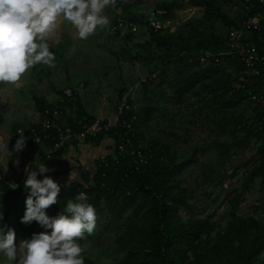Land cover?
<instances>
[{
  "label": "trees",
  "instance_id": "1",
  "mask_svg": "<svg viewBox=\"0 0 264 264\" xmlns=\"http://www.w3.org/2000/svg\"><path fill=\"white\" fill-rule=\"evenodd\" d=\"M128 1L133 2L115 0L108 4L111 9H120L122 16L112 20L105 31L110 39L125 35L120 47L124 54L129 33L139 27L149 30L148 40L134 45L139 50V58L147 63L148 74L157 73L156 77H147L142 83V96L138 100L145 104L141 114L144 119L158 113L163 104L170 102L168 100L181 102L188 97L197 102L199 110L207 115L212 113L213 118L208 125L212 127L210 133L216 134L217 138L224 134L230 136V141H211L221 156H227L232 149L244 150L253 140V143H257L255 155L243 166L248 167L256 156L259 158L249 166L239 190L229 199V218L225 228L220 230L209 217L201 218L191 213L187 190L182 186L178 173L183 166L192 162L193 156L190 160L178 162L177 153L170 145L147 138L141 131L143 122H140L134 108L136 100L126 99L124 103L127 108L122 110L114 129H102L94 137L86 136L83 142L71 137L54 149L59 141L58 135L64 134L66 127L70 128L71 133H78L83 126L95 122V117L84 110L82 95L68 101L63 90L58 91L59 99L53 103L34 96V107L39 118L24 128L23 134L26 137L25 147L31 145L32 149L36 148L38 164L50 162L68 143L89 141L98 144L110 139L113 144L112 154L98 161L92 178L84 177L82 182L69 186L59 184L61 192L57 196V203L51 205L52 215L63 211L67 200H74L76 194L82 191L87 194L96 215L103 214L109 205L107 226L114 236V250L121 255L116 264H264V203L260 207L261 221L237 215L234 211L253 182L259 183V190L264 195V65L256 63L246 68L241 57L229 54L237 42L254 46L264 58V1L235 0L245 6L240 26L231 23L222 11L221 3L231 0L191 1L193 6L203 9L205 19L218 20L226 25V34L215 32L212 27L211 32L200 30L190 23L180 28L179 20L172 11L179 7L176 1L155 7L164 9L166 18L178 21L176 31H154L143 25L144 14H141V20H137L135 14L138 12H132L138 3L129 4ZM253 17H258L257 29H242L244 22ZM117 19L135 21L137 28L123 34L119 31L109 32L108 28ZM124 93V88L118 91L119 101ZM242 103L247 106L240 110L238 107ZM46 109H56L60 113L58 128L48 130L49 137L34 144L31 129L39 124L40 116ZM122 122L133 129L129 133L131 149L142 156V159H137V165L133 164L136 153L133 156L131 150L120 153L114 148V133L117 130L123 132L119 126ZM16 126L10 131L12 145L17 138L16 129L23 127L20 124ZM40 144L50 153L38 148ZM58 174L48 176L54 180ZM2 177L4 173L0 169V200L7 206L0 224L7 220L11 211L17 213L20 219L27 194L24 181L19 188L13 189ZM42 178L41 174L37 175V179ZM83 257L84 264H97L91 257Z\"/></svg>",
  "mask_w": 264,
  "mask_h": 264
},
{
  "label": "rangeland",
  "instance_id": "2",
  "mask_svg": "<svg viewBox=\"0 0 264 264\" xmlns=\"http://www.w3.org/2000/svg\"><path fill=\"white\" fill-rule=\"evenodd\" d=\"M137 2V8L132 12L147 13L160 4H171L176 1L179 7L172 9L179 20V27L190 23L200 30L226 34L228 27L218 20H207L202 16L203 9L191 4L192 0H132ZM220 1V0H219ZM222 2V1H220ZM243 4L231 0L221 3L231 23L241 25L244 18ZM110 22L122 16L120 9H111L108 5L104 10ZM55 34L48 39L50 51L55 54V64L48 66L35 64L23 73L18 81H0V142H8L9 152H0V169L4 173L3 181L13 189L20 187L25 173L38 164L37 150L27 145L22 150H13L11 128L20 124L28 128L37 122L39 113L34 107L33 97H39L47 103L59 99L58 91H64L76 84L84 83L86 90L81 97L84 110L93 115L95 121L110 119L113 121L115 109L126 99L135 101L134 105L140 118L142 133L149 139L171 146L177 153L178 162L191 159L192 162L183 166L178 176L182 186L186 188L191 206V213L201 217H209L220 230H223L229 218V199L239 190L242 179L259 157L256 156L248 167L243 164L255 155L257 143L251 141L244 150L232 149L227 156H221L211 141H230V136L224 134L217 138L210 133L208 125L213 118L212 113L199 110L196 101L185 97L181 102L168 100L149 119L141 115L143 101L141 98L144 80L156 77V72L148 74L147 63L140 59L139 50L134 45L148 40V31L144 27L129 33L127 50L120 51L122 38H108L105 28H98L86 39L76 37L71 24L62 18ZM178 27V28H179ZM179 28V29H180ZM127 35V34H126ZM59 41L58 43L56 41ZM124 88L122 99L118 100V91ZM120 105L118 107H120ZM242 103L238 109L246 108ZM249 110V108H248ZM206 116V117H205ZM92 125V124H91ZM18 129V128H17ZM27 195V194H26ZM10 203V202H7ZM264 195L259 190V183L253 182L241 197L235 213L240 216H250L261 221V205ZM7 206L0 200V213ZM109 205L105 212L96 215V224L91 234H85L79 242L83 248L82 255L91 257L97 264H116L121 255L114 250L113 233L107 225ZM53 216L51 205L46 210ZM113 227V225H111ZM4 228L12 227L16 233V243L29 238L33 232L43 229L35 222L21 223L18 214L11 211L7 220L0 224ZM111 227V228H112ZM0 259H5L0 257Z\"/></svg>",
  "mask_w": 264,
  "mask_h": 264
},
{
  "label": "clouds",
  "instance_id": "3",
  "mask_svg": "<svg viewBox=\"0 0 264 264\" xmlns=\"http://www.w3.org/2000/svg\"><path fill=\"white\" fill-rule=\"evenodd\" d=\"M111 0H0V81H18L35 64L53 66L55 54L48 39L59 27L62 18L68 21L79 39H86L98 28L110 24L104 14ZM59 42L58 40L56 41ZM24 129H16L13 150L25 147ZM8 151V142H0V152ZM42 162L26 172L27 195L21 223L35 221L43 231L33 232L17 244L12 227H0V264H84L80 240L91 234L96 212L85 192L69 199L63 211L55 216L46 212L57 203L61 186L50 176ZM41 174L42 179H37ZM0 213V219H2Z\"/></svg>",
  "mask_w": 264,
  "mask_h": 264
},
{
  "label": "built area",
  "instance_id": "4",
  "mask_svg": "<svg viewBox=\"0 0 264 264\" xmlns=\"http://www.w3.org/2000/svg\"><path fill=\"white\" fill-rule=\"evenodd\" d=\"M115 0H111L110 3H113ZM264 0H259V2H263ZM166 11L161 8H154L150 10L147 13H136L135 16L137 20H141V14H144V26L152 28L154 31H163L167 30L170 33H173L176 31L178 21L176 19H170L166 18L165 15ZM258 17H253V18H248L242 27V29H251V28H256L258 27ZM136 22L134 21H127L123 19H117L109 28V32H116L119 31L121 34L126 33L130 30H134L137 28ZM229 54L231 55H238L241 57L242 62L245 63L246 68H251L254 66V64H262L264 65V58L259 55V52L256 50V48L252 45H243L239 43L234 44V50L230 52ZM256 73L258 74V71L256 70ZM85 87L83 83L78 84L74 88H67L65 89L64 95L68 101H74L77 97L81 96L84 94ZM254 99V98H253ZM124 108H127L125 106V103L120 105L118 107V111L116 116L114 117L113 121L110 119H104L102 121H95L91 123L92 125L89 126H83L82 130L79 131L78 133H71V130L69 127L65 128L64 134H59V141L55 143L54 149H57L60 147L64 142L69 140L71 137H75L79 142H83L86 138V136H91L94 137L98 132H100L102 129L105 131H109L110 129H114L118 123H119V116L121 115V112ZM50 114V116H48ZM58 117H60V113L56 110L53 109L49 111L48 109L44 110L43 113L40 116V122L38 125L33 127L31 129V133L33 135V142L34 144L39 143L41 139H47L49 137V134L47 133L48 130L53 129V128H58ZM121 126L120 128L123 130H117L114 133V138H115V143H114V148L117 149L120 153H124L125 151L131 150L130 154L135 155L134 156V161L133 164L137 165L138 160L137 159H142L141 154L135 150L131 149L130 145V132L133 131V129L126 124L125 122H122L119 124ZM38 148L44 149L46 153H50V151L45 150L43 148V145L40 144ZM36 149V148H35Z\"/></svg>",
  "mask_w": 264,
  "mask_h": 264
},
{
  "label": "crops",
  "instance_id": "5",
  "mask_svg": "<svg viewBox=\"0 0 264 264\" xmlns=\"http://www.w3.org/2000/svg\"><path fill=\"white\" fill-rule=\"evenodd\" d=\"M112 145L110 139H104L98 144L89 141L68 143L61 153L45 163L50 171L43 175L59 173L54 180L62 186L82 182L84 177L92 178L98 161L112 154Z\"/></svg>",
  "mask_w": 264,
  "mask_h": 264
}]
</instances>
